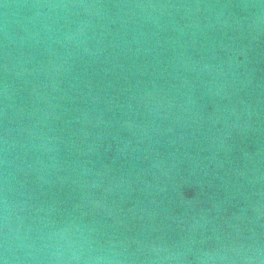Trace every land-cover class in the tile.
I'll return each mask as SVG.
<instances>
[{"label":"water","instance_id":"water-1","mask_svg":"<svg viewBox=\"0 0 264 264\" xmlns=\"http://www.w3.org/2000/svg\"><path fill=\"white\" fill-rule=\"evenodd\" d=\"M0 264H264V0H0Z\"/></svg>","mask_w":264,"mask_h":264}]
</instances>
